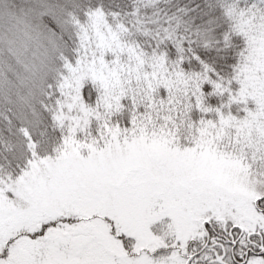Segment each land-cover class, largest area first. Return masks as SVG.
<instances>
[{
  "label": "snow or ice",
  "instance_id": "snow-or-ice-1",
  "mask_svg": "<svg viewBox=\"0 0 264 264\" xmlns=\"http://www.w3.org/2000/svg\"><path fill=\"white\" fill-rule=\"evenodd\" d=\"M0 264H264V0H0Z\"/></svg>",
  "mask_w": 264,
  "mask_h": 264
}]
</instances>
